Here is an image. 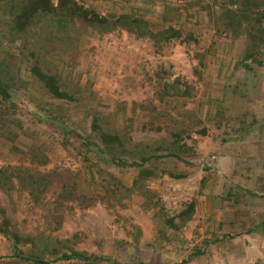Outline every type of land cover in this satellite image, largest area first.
Returning <instances> with one entry per match:
<instances>
[{
	"label": "rangeland",
	"instance_id": "rangeland-1",
	"mask_svg": "<svg viewBox=\"0 0 264 264\" xmlns=\"http://www.w3.org/2000/svg\"><path fill=\"white\" fill-rule=\"evenodd\" d=\"M30 1L0 0V82L11 92L0 95V207L28 239L26 253L101 259L76 264H187L189 253L181 263L163 260L175 252L170 221L210 187V173L242 175L240 217L264 222V66L243 60L251 51L264 58V0H74L156 30L162 58L132 92L123 47L146 38L42 12L20 31L16 18ZM211 65L234 69L214 82ZM36 67L69 98H55ZM103 133L122 144L107 148ZM0 264L30 263L0 234Z\"/></svg>",
	"mask_w": 264,
	"mask_h": 264
},
{
	"label": "crops",
	"instance_id": "crops-1",
	"mask_svg": "<svg viewBox=\"0 0 264 264\" xmlns=\"http://www.w3.org/2000/svg\"><path fill=\"white\" fill-rule=\"evenodd\" d=\"M151 29L157 34L153 26H151ZM180 37H183L182 33ZM157 47L151 39L141 40V43H138L136 39L130 40V44L123 47L127 66L125 68V82L128 84L130 92L135 90L136 85H139V80H143L144 70L148 72L154 70L152 59L162 58ZM106 59L103 64L107 65L110 71L116 68L109 58ZM211 66H213L212 73L215 76L212 79L214 82L220 78L228 80V76L231 75L230 70L234 69V66L229 68V71L226 69L228 73H225V75L224 66ZM218 72L220 75L224 74V76H220L216 80ZM188 78H191L190 73H188ZM260 80L264 82V80ZM141 84L147 85L146 81H141ZM145 110H143V115H149V112H145ZM227 155L230 156L226 154L223 159L226 160L228 165L229 160L232 161V159H228ZM210 174V187L207 186L203 191H199L201 195L199 194L197 200H192L195 201L192 218L185 222L181 221L180 218L176 220V235L173 236L174 240L172 242L175 252L165 254L163 260L181 263L189 253L191 257L188 258L190 261H186L187 264H264V240L262 238L264 236V222L255 224V221L250 222L251 217L248 220L243 218L242 221L238 209V205L243 201H240L239 193L241 190L243 193L246 192L243 191L246 190L244 189L246 187L242 182L247 180H244L242 175H234L233 173L227 175ZM182 180H185V178ZM219 188H221L220 191ZM243 199L247 200V197ZM188 205L182 208L178 215L187 209ZM246 224L250 227L249 234L246 233L241 237H231L232 232H237L242 225ZM219 230L223 235L217 239ZM146 242L148 244L152 241L147 239ZM194 248L198 251H195V255L191 252ZM187 249L188 251H186ZM196 253H198V256H196Z\"/></svg>",
	"mask_w": 264,
	"mask_h": 264
},
{
	"label": "trees",
	"instance_id": "trees-1",
	"mask_svg": "<svg viewBox=\"0 0 264 264\" xmlns=\"http://www.w3.org/2000/svg\"><path fill=\"white\" fill-rule=\"evenodd\" d=\"M240 0H236L239 2ZM246 0H243L245 3ZM55 13L60 17V20L63 18H75L78 17L89 24H96L98 26L106 27L108 30H112L114 28H124L128 32L133 33L137 36V38H146L153 39L156 34L152 31L149 23L144 19L134 18L131 16H121L116 19H109L101 16L99 13L93 10L85 9L80 6L74 0H58V3L55 5L53 0H31L22 12L17 16L16 23L18 29L23 31L27 28L28 24L38 13ZM172 37H180V33L174 31L173 34L170 35ZM244 62L251 61L253 63L259 64L261 67L264 66V58L257 51L247 52L243 58ZM244 68L251 70L250 66L244 65ZM34 73L36 77L44 84V86L48 89V91L58 99H66L69 98V95L62 91L58 80L50 75H47L41 72L37 67L34 69ZM0 95L6 100L11 98V92L9 88L0 82ZM102 141L106 145L107 148L112 146V144L121 145V138L117 135H112L109 133L102 134ZM104 151L97 150V153L100 154ZM147 158H143V162H146ZM182 178L184 177L181 175ZM195 201L189 203L187 209L181 212L178 215V218L181 221H188L192 218L194 213ZM0 234L7 240V242L11 245L13 256L20 261L27 262L30 264H76L78 262L81 263H89V262H97L100 261V258L95 256H87L84 253L71 251L70 253H62L58 257H55L51 260H45L40 256L33 255L31 253H26L21 247L24 243L26 237H24L21 233H19L16 229L13 228L12 222L7 217V213L5 209L0 207ZM170 224L175 226V219L170 221ZM31 241V240H29Z\"/></svg>",
	"mask_w": 264,
	"mask_h": 264
}]
</instances>
